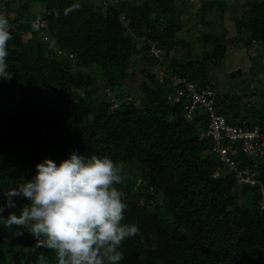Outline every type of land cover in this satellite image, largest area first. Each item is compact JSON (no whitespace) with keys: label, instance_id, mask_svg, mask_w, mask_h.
Segmentation results:
<instances>
[{"label":"trees","instance_id":"obj_1","mask_svg":"<svg viewBox=\"0 0 264 264\" xmlns=\"http://www.w3.org/2000/svg\"><path fill=\"white\" fill-rule=\"evenodd\" d=\"M240 2L246 12L235 18L236 37L207 32L202 55L178 52L191 44L181 35L185 12L195 8L204 20L217 9L223 19ZM74 3L79 10L66 15ZM0 13L14 29L12 79L0 78V207L7 205L4 192L34 177L45 158L59 164L76 150L107 155L125 165L117 185L128 205L124 223L140 229L123 242L120 264H264L258 186L237 184L227 170L214 177L220 162L212 141L200 136L208 115L199 109L186 118L184 102L168 99L170 77L160 81L149 53L151 42L163 49L169 76L218 83L214 70L231 46H258L263 58L264 0H0ZM38 19L46 27L33 30ZM110 87L122 90L118 101ZM224 93L217 107L230 124L264 131V102L248 107L237 91ZM242 164L256 167L247 158ZM258 172L264 183V159ZM12 199L5 218L30 203ZM35 245L27 229L0 224V264H36L41 253L56 264L52 251Z\"/></svg>","mask_w":264,"mask_h":264},{"label":"clouds","instance_id":"obj_2","mask_svg":"<svg viewBox=\"0 0 264 264\" xmlns=\"http://www.w3.org/2000/svg\"><path fill=\"white\" fill-rule=\"evenodd\" d=\"M80 6L74 3L65 14ZM32 27L38 29L39 21ZM13 30L9 18L0 13V78L6 80L12 79L7 58ZM35 167L32 179L4 192L7 205L0 207V224L27 229L36 240L34 249L52 251L56 264H120L123 242L140 231L137 224L124 223L128 205L117 187L124 182V163L76 150L59 164L45 158ZM16 196L30 203L19 215L11 212L5 218L2 214L15 208ZM36 264L49 260L41 253Z\"/></svg>","mask_w":264,"mask_h":264},{"label":"built area","instance_id":"obj_3","mask_svg":"<svg viewBox=\"0 0 264 264\" xmlns=\"http://www.w3.org/2000/svg\"><path fill=\"white\" fill-rule=\"evenodd\" d=\"M104 3L108 0H103ZM41 27H46L43 20H37ZM48 36L45 37V40ZM67 54L66 52H60ZM149 53L157 60L156 71L160 81L170 77L173 93L168 95L172 102H184L185 116L192 119L199 109L208 115V124L200 136L212 141L211 153L218 158L220 167L215 171L214 177H219L221 170L234 174L237 184L258 186L257 203L264 212V183L259 178L258 163L264 159V131L259 127L253 128L243 125H233L227 121L225 115L219 113L217 103L224 90H219V83L211 81L202 85L180 75L169 76L162 68L164 51L155 42H151ZM71 58L74 54L70 53ZM119 105L115 102L114 107ZM255 162V168L242 164L245 159Z\"/></svg>","mask_w":264,"mask_h":264},{"label":"rangeland","instance_id":"obj_4","mask_svg":"<svg viewBox=\"0 0 264 264\" xmlns=\"http://www.w3.org/2000/svg\"><path fill=\"white\" fill-rule=\"evenodd\" d=\"M195 11V8H193L182 15L184 29L181 35L184 36L186 43L191 42V44L187 49L178 48L180 54H186L189 51L194 57L202 55L207 49L200 41L204 33L224 34L225 38L236 37L239 31L235 18H242L246 9L240 2L235 9L228 8L223 19L219 18V11L214 9L206 14L204 20L197 17L194 14ZM208 47H211V45ZM262 52L261 50L258 51V46L249 50L243 46L242 42L231 46L222 64L214 70V75L219 83V90L237 91L243 96V102L247 103L248 107L254 102H264V54L262 55L263 61L260 57ZM257 56H259L258 59ZM137 59L138 62L135 61V63L137 66L142 67L143 65H139L141 64L140 57H137ZM234 72L238 73L235 77L232 76ZM107 90L111 92L114 100L118 99V94L122 91H120V88L116 89V87H110Z\"/></svg>","mask_w":264,"mask_h":264}]
</instances>
